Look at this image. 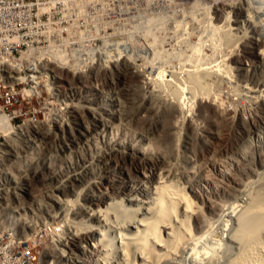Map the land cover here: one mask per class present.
I'll list each match as a JSON object with an SVG mask.
<instances>
[{
	"label": "rangeland",
	"instance_id": "rangeland-1",
	"mask_svg": "<svg viewBox=\"0 0 264 264\" xmlns=\"http://www.w3.org/2000/svg\"><path fill=\"white\" fill-rule=\"evenodd\" d=\"M67 1L72 4L53 7L49 13L53 25L62 24L57 40L66 46L65 51L45 54V69L28 72L33 79L30 84L40 94L32 101L39 112L36 118L22 122L15 134H4L0 230L10 231L20 245H30L37 232L60 224L56 235L39 249L36 264H104L106 246L95 245L101 237L99 231L73 251L66 245L71 233L112 221L114 225L111 214L104 222L90 216L99 208L97 197L114 193L107 185L110 178L121 180L124 170L141 175L145 169H158L143 159L133 166L131 159L124 157V144L116 147L114 158L107 159L113 137L125 144L137 140L142 152L167 158L177 174L175 185L183 188L188 180L180 175L183 170L192 176L206 165L216 176L217 167L209 164L212 160L226 162L234 156L243 161L241 149L247 146L248 169L237 172L240 178L228 183L225 191H210L214 200L219 197L216 203L222 200L216 209L198 203L207 217L199 233L202 242L193 243L197 248L163 263L200 264L195 261L196 251L202 252L203 245L206 248L217 241L216 248L223 254L212 263L225 264L230 256L227 238L236 227L238 215L253 197L264 192V61L256 59L258 54L264 55V0ZM238 4L244 6L260 35L250 31L246 18L237 21L231 6ZM67 17L72 22L61 21ZM214 27L221 29L216 33ZM129 63L135 64L137 77L125 68ZM0 66L1 71L7 70L6 62L0 61ZM195 73L204 77L200 78L201 86H213L212 94L200 101L188 86ZM4 86H13V79H4ZM171 103L177 109L167 117ZM114 113L121 114L122 119L115 118ZM237 117L243 119L246 133ZM219 142L228 143L233 154L228 151L213 158L212 150ZM111 159L118 162L109 164L115 167L112 177L113 172L110 174L103 165ZM34 162L44 163L46 170H53L57 162V169L47 174L35 168V174H28ZM82 169L86 172L79 177ZM134 176V180L140 179ZM191 224L195 227L193 220ZM117 249L111 251L107 264H123L115 256Z\"/></svg>",
	"mask_w": 264,
	"mask_h": 264
},
{
	"label": "bare ground",
	"instance_id": "bare-ground-1",
	"mask_svg": "<svg viewBox=\"0 0 264 264\" xmlns=\"http://www.w3.org/2000/svg\"><path fill=\"white\" fill-rule=\"evenodd\" d=\"M231 7L236 13L237 21H239V18H244V19L246 18L245 23L251 29L250 31H252V33L254 34L257 33L258 35H260V29L253 22V20L250 19V16L245 14L246 11L243 8L244 6L242 7L238 4L234 6L232 5ZM220 29L221 28L219 27H214L213 30L217 33L220 31ZM227 43L225 45L232 46L233 44V43H230V44H227ZM216 44L214 46H216V48L219 51V46H217L218 44L217 45ZM220 48H222V46ZM256 59L260 62L261 61L263 62L264 55L262 54L259 56L258 54L256 56ZM126 64L124 65L126 66ZM125 68H127L130 71V74L132 73L136 76L137 68L135 64L133 66L129 63V65ZM0 71H1V66H0ZM10 73L16 74L19 76L23 75V73H19L18 71L10 72ZM202 73H204V71H202ZM199 74L195 73L191 75V78L189 80L190 85L188 83L187 84L188 86H190V91L200 101V99H204L205 97L207 98V96H210L212 94V89H211L212 84H210L211 85L210 87L209 86L205 87V85L201 86L200 81L204 77ZM206 76H205V79H206ZM201 77L202 79H200ZM183 81L182 83L184 84ZM3 86H4V79H3ZM30 89L34 91L33 86ZM173 103H171L172 106L170 105L167 106L168 108L166 111L167 117H170V115L173 114V111L177 109L176 108L177 106H173ZM120 115L114 113L115 118L120 117ZM228 115L229 114L227 112V116ZM121 117L120 119H122ZM229 118L232 119L231 116ZM237 119L240 120L238 117ZM0 120H1V125H2L1 131H2L3 136L4 134H12L13 130H14V134L17 132L16 131L17 129L15 130L16 127H9L8 120L6 117L2 116ZM240 121H243V119ZM20 124H19V129H20ZM168 124L169 123L167 121V125ZM240 128L245 133L246 131H248L247 128H245L244 126V121L243 123L241 122ZM227 129H225V132L228 131ZM168 131H171V130H168ZM220 133L218 132L216 134L217 139L221 138ZM222 135L224 136V133H222ZM4 138L6 137L4 136ZM4 138L0 139V169H2L3 165L5 164L3 161L4 160V147H5ZM120 140L122 139L114 138V137L111 139L110 146H112V151L109 150L110 154L107 156L108 157L107 159H110V157L114 158L115 154H112V153L116 152V149H118L116 147L120 146L121 144H124V157L130 158L132 161L130 163L133 166H136V165L138 166V164L141 163L138 161L143 159L146 161L145 163L152 165V166H157L158 169L157 171L156 169H154L151 172H148L145 169L144 171L141 172V175L139 173H135L134 171L124 170V173L120 172L122 175V177L120 178L121 180H117L115 178H110L115 173V167L112 169L110 165H112V163L116 164L118 162L117 161L113 162L114 160L112 161L111 159V162H107V164L103 163V165L107 168V170L109 169L108 171L110 174L113 172L109 177L110 179L108 180L107 185L110 190L114 191V193L110 195L104 194L100 197H97L95 199V202L99 206V208L96 210L95 209L92 210V212H90V216H92L91 218L95 221L104 222L106 220H109V214H111V216L113 217L111 220H114V225L112 221L109 223L107 222L105 226H100V227L96 225L88 226L86 232L85 230L84 232L80 230H77V231L75 230V232L71 233L66 245H68L69 248L71 247L70 250L73 251L72 249L73 247H76L82 241L89 239L90 237H93L95 234H97V231H99L98 234L101 237L99 241L97 240V242H95V245L97 244L100 245V243H102L106 246L105 248L106 255L103 258L104 264L109 263L110 255H113V252L111 251L117 249L118 247L119 248L117 249L118 251L115 254V256L117 259H121L123 261V264H163L164 262L168 260H172V259H175L181 256L184 252L187 253L189 248L192 249L191 247H194V249L197 248L198 244H193V243L195 242L199 243L201 241L199 233H202L201 231L203 230V228L206 226V223H207V222H204L207 217L205 218L202 208L198 203H202L203 206H207L208 208H214L215 210L216 204L221 202L222 200L220 201L217 200L219 202L216 203L215 200L219 197L216 198L215 196V200H214L213 199L214 197L210 191L216 190V189L225 191L227 185H229L228 183H230V185L234 184L236 183L237 179L240 178L239 176H236L237 175L236 173L243 172V170L248 169L247 167L251 164L250 162H247L250 160L247 159L246 161L245 159L246 157L249 158L248 157L249 154H247V152L248 151L250 152V150L247 149V146H244L241 149L242 154L239 153L240 155H243V161L239 160V158L238 159L236 157L234 158V156L232 157L231 155L229 156H231L232 159H230L229 157L228 159L229 161H226V162H217V160L215 161V160H212V158H210L212 160V161L210 160L211 162L208 161L210 162L209 163L210 166L217 167L218 174L216 176L212 174L211 171H209L210 169L206 165L205 167H202L196 172H193L192 176L189 175L188 172H186L187 170H183V172H181L180 175L183 178L187 177L188 179L186 187L183 188V187H180L181 185L180 186H178L177 184L175 185L176 172L173 173V170L169 167L168 162L166 161L167 158L162 157V156L152 157L142 152V150L140 149L141 144H140V147H138L139 145L136 144L137 140L136 141L134 140L136 143L135 142L127 143L125 141L126 144L124 143V141L120 142ZM226 142L225 143L219 142L218 146L215 147L216 149L212 150L213 151L212 157L219 156L218 154H224V153L225 155L226 153L229 154L228 151L231 152V150H228L229 144ZM230 148L232 147H229V149ZM214 151H215V154H214ZM230 154H233V153L231 152ZM218 158H220V156ZM104 161H106V158H104ZM122 163H126V162H122ZM12 168H14V164ZM85 172L86 170L82 169L79 173V177H82L85 174ZM177 173L179 172L177 171ZM134 175H137L140 179L138 181L134 180L135 178ZM202 184H203V188L201 187ZM3 196H6V194L5 195L3 194ZM101 205L105 206L106 208L104 210L101 209ZM247 205L248 206L246 207V209H244V213L242 214L241 212L240 216L238 215L239 218L237 217L238 219L236 220L237 221L236 227L235 228L233 227L234 230L230 233V236L227 238L228 241L226 243L227 244L226 252H227V255L230 254V256L228 259L226 258L227 260L224 259L226 261L225 264H264V192L260 193L255 198L253 197L250 200V203H248ZM220 207L222 206L220 205ZM178 209L181 210L180 212L181 214L177 213ZM191 220L195 222V227L191 224ZM202 225H205V226H202ZM109 227L111 228L109 230H106ZM163 233H164V236H162ZM11 239L15 243L20 245L16 241V239L12 236V234H11ZM216 242L217 241H213V244H210V246L208 245V247L206 248H204V245H203L202 246L203 248L201 249L202 252H199V251H196V253L194 252L196 255L195 261L200 264H215L212 262H214L215 260L217 261V259H220L223 254L222 253L220 255L219 250L218 248H216V245H215ZM117 243H119L118 246L116 245ZM212 246L214 247V249L210 251ZM69 254L73 255L72 252H70ZM35 264H36V257H35ZM98 264H100V262ZM218 264H220V262Z\"/></svg>",
	"mask_w": 264,
	"mask_h": 264
},
{
	"label": "built area",
	"instance_id": "built-area-1",
	"mask_svg": "<svg viewBox=\"0 0 264 264\" xmlns=\"http://www.w3.org/2000/svg\"><path fill=\"white\" fill-rule=\"evenodd\" d=\"M70 4L67 0H0V61L7 63V70L0 71V119L6 117L9 127L19 129L21 122L36 118L39 112L32 106V101L38 100L40 94L30 84L33 79L28 72L45 69V61H48L43 58L45 54H63L65 51L66 46L57 40L62 24L53 25L49 13L53 7ZM68 20L72 22L71 17L61 21ZM15 71L23 75L10 73ZM3 79H13V86H3ZM32 86L34 91L30 89ZM16 104L22 107H15ZM1 128L0 120V139L4 138ZM35 168L50 174L57 169V162L53 170L44 169V163L34 162L28 174H35ZM59 189L60 185L56 188L58 195ZM59 225L37 232L30 245H18L11 239L10 231L0 230V264H35L39 249L56 235Z\"/></svg>",
	"mask_w": 264,
	"mask_h": 264
}]
</instances>
